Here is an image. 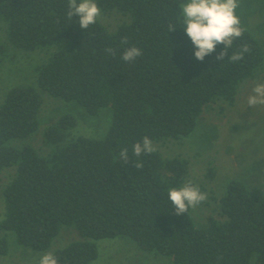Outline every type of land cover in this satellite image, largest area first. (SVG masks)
Instances as JSON below:
<instances>
[{
  "label": "trees",
  "instance_id": "obj_1",
  "mask_svg": "<svg viewBox=\"0 0 264 264\" xmlns=\"http://www.w3.org/2000/svg\"><path fill=\"white\" fill-rule=\"evenodd\" d=\"M95 2L126 20L110 30L97 18L83 30L77 17H67L68 0H0L6 26L0 53L42 55L36 86H15L0 102V176L15 171L4 189L0 233L14 232L20 245L47 251L63 226L75 228L81 239L54 253L58 264H92L98 241L118 236L173 264H250L253 258L264 264V195L232 180L218 216L197 221L192 207L176 215L168 190L195 186L190 162L156 148L189 137L216 100L234 102L242 83L262 67L264 48L241 25L243 36L222 61L216 56L224 45L199 61L180 21L186 0ZM243 44L250 48L244 59L228 60ZM131 46L142 55L125 62L121 57ZM43 94L76 102L90 115L112 109L107 134L75 135L77 118L69 113L44 129L40 149L20 144L40 129ZM145 136L154 151L137 157L133 145ZM125 148L127 164L119 159ZM8 253L1 236L0 256Z\"/></svg>",
  "mask_w": 264,
  "mask_h": 264
},
{
  "label": "rangeland",
  "instance_id": "obj_2",
  "mask_svg": "<svg viewBox=\"0 0 264 264\" xmlns=\"http://www.w3.org/2000/svg\"><path fill=\"white\" fill-rule=\"evenodd\" d=\"M245 27L264 48V0H239L236 10ZM108 29L115 30L126 17L114 11H101L98 17ZM183 22V21H182ZM183 27L186 25L183 23ZM5 25L0 21V43L4 42ZM11 55V54H10ZM0 53V102L15 86L30 84L36 86L35 67L42 55L36 52L20 51L11 59ZM256 83H264V62L253 78L242 83L234 102L216 100L202 113L194 132L183 141H171L156 146L163 156H181L190 162V180L207 199L194 207L197 221H203L207 214L218 216L220 199L225 195L232 180L243 182L252 192L264 195V105L249 107L248 96ZM44 103L40 113L41 126L37 133L20 144L43 147L44 129L64 114L77 118L75 135L104 138L112 123V109L102 108L90 115L76 102H67L43 94ZM18 143V144H19ZM13 169H6L0 176V220L5 217L4 189L14 175ZM9 243V253L0 256V264H39L45 253H56L72 242L81 239L75 228L63 226L60 234L47 251H38L22 246L14 232H3ZM99 257L92 264H173L171 258L156 252L144 251L131 237L118 236L98 241ZM250 264H257L253 258Z\"/></svg>",
  "mask_w": 264,
  "mask_h": 264
},
{
  "label": "clouds",
  "instance_id": "obj_3",
  "mask_svg": "<svg viewBox=\"0 0 264 264\" xmlns=\"http://www.w3.org/2000/svg\"><path fill=\"white\" fill-rule=\"evenodd\" d=\"M239 0H186L181 5V19L186 25L184 31L190 38L197 60L203 61L206 56L211 55L217 45H224V49L216 56L217 61H222L232 48L234 41L240 39L244 30L241 27V19L237 14ZM67 17L78 18L79 26L85 30L90 25L97 22L101 15V9L95 0H68ZM177 26V25H176ZM176 26L172 27L174 31ZM123 43L127 44V38H123ZM107 53L115 55L112 48L105 50ZM250 52L247 44H243L240 50L232 53L228 60L237 62L244 59L245 54ZM142 55V50L136 46L128 47L124 50L121 59L125 62H132ZM249 107L264 105V83H256L252 88V94L248 96ZM133 154L137 157L141 154H151L154 151L152 141L143 137L142 143L137 142L132 148ZM119 159L125 164L129 162L128 149H122ZM138 169H142V163H135ZM168 197L175 209L176 215L187 213L190 207L194 208L207 199V195L200 191L191 182L178 188H170ZM39 264H58L57 257L52 253H45L41 256Z\"/></svg>",
  "mask_w": 264,
  "mask_h": 264
}]
</instances>
